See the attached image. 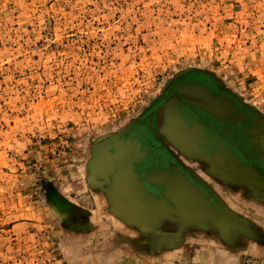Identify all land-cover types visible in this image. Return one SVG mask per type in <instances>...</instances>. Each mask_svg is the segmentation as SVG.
Masks as SVG:
<instances>
[{"label":"rangeland","instance_id":"obj_1","mask_svg":"<svg viewBox=\"0 0 264 264\" xmlns=\"http://www.w3.org/2000/svg\"><path fill=\"white\" fill-rule=\"evenodd\" d=\"M197 70L264 112V0H0V264H63L50 194Z\"/></svg>","mask_w":264,"mask_h":264},{"label":"crops","instance_id":"obj_2","mask_svg":"<svg viewBox=\"0 0 264 264\" xmlns=\"http://www.w3.org/2000/svg\"><path fill=\"white\" fill-rule=\"evenodd\" d=\"M193 73L229 96L206 98L202 85L178 83ZM184 75L171 83L184 98H166L154 112L164 155L157 168L139 170L148 153L136 139L140 117L97 140L80 166L84 201L50 194L63 264H264V112L209 73ZM187 104L213 117L183 114ZM231 106L257 116L247 150L240 118L226 114ZM225 120L235 132L220 128ZM207 123L214 135L194 128Z\"/></svg>","mask_w":264,"mask_h":264},{"label":"flooded vegetation","instance_id":"obj_3","mask_svg":"<svg viewBox=\"0 0 264 264\" xmlns=\"http://www.w3.org/2000/svg\"><path fill=\"white\" fill-rule=\"evenodd\" d=\"M185 83L186 87H189L188 84H196V85H202L201 89L203 90V95L204 97L208 98L211 95L212 96H219V98H222L223 96H229L227 91H225L223 88H221L218 84H215L212 82L210 77L202 74V73H193V74H188L184 75L181 77V80L178 83ZM177 84H170L166 91L165 94H163L160 98V100L150 107L145 114H143L139 120V122L136 124V130H137V137L138 143L142 145V147H146L148 150L147 156L145 158V161L143 160L142 163L139 165V170L142 174L145 173L146 170H153L157 168L161 164V161L164 160V155L162 153V146L161 143L159 142L157 135L155 131H151L150 127L151 125L155 126L154 120H155V115L153 114V111L156 109V107L159 105V102L161 104L162 101H164L165 98H169L173 95H177L181 98H184L182 94H179L176 91ZM185 109L183 110V114H186L189 112L190 115H194L196 119H200L201 117H207L211 118L212 112L207 110L204 107H194L193 105L187 104L184 106ZM251 110L248 109L247 107H242V106H231L227 108L226 114H228L229 117H233L235 120L240 118V121L242 122V126L244 128L243 134H245V141H241V146L244 147V150H247V147L249 146V141L248 139L251 137L247 133V129L249 128H254L256 126V115L254 117L251 116ZM254 114V113H253ZM234 121H229L225 120L223 125L220 127L223 130H227L230 133H233L236 131V124L233 125ZM241 126V127H242ZM195 129L197 130H203L205 128L207 134L209 135H214L215 132L213 130H216L217 128L212 126V124L207 123L206 126L200 127V125L195 124L194 126ZM193 129V128H192ZM219 129V128H218ZM214 133V134H213ZM219 151L221 150L220 148H217ZM249 149V147H248ZM252 162V161H251Z\"/></svg>","mask_w":264,"mask_h":264},{"label":"water","instance_id":"obj_4","mask_svg":"<svg viewBox=\"0 0 264 264\" xmlns=\"http://www.w3.org/2000/svg\"><path fill=\"white\" fill-rule=\"evenodd\" d=\"M199 71H204V72H206V73H209V72H207V71H205V70H199ZM210 75H212V76H214V79H218L214 74H212V73H209ZM220 83H222V82H220ZM177 91H179V92H182L183 93V90L181 89V87L178 85L177 86V88H175ZM166 99V98H165ZM154 112H155V110L153 111V114H154ZM145 114V113H144ZM150 129H151V131H155V133H156V135H157V132H156V130H155V128L154 127H150ZM157 138H158V136H157ZM94 148V147H93ZM51 205V204H50ZM60 218H61V216H60Z\"/></svg>","mask_w":264,"mask_h":264}]
</instances>
